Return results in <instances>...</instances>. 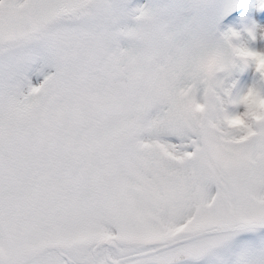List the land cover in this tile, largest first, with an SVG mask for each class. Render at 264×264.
Wrapping results in <instances>:
<instances>
[{"label": "snow or ice", "instance_id": "snow-or-ice-1", "mask_svg": "<svg viewBox=\"0 0 264 264\" xmlns=\"http://www.w3.org/2000/svg\"><path fill=\"white\" fill-rule=\"evenodd\" d=\"M240 7L0 0V264H264V71L239 87L220 27Z\"/></svg>", "mask_w": 264, "mask_h": 264}, {"label": "clouds", "instance_id": "clouds-1", "mask_svg": "<svg viewBox=\"0 0 264 264\" xmlns=\"http://www.w3.org/2000/svg\"><path fill=\"white\" fill-rule=\"evenodd\" d=\"M248 37L245 39L241 30L234 27L231 29V35L227 41L231 48L232 55L235 59L254 68V71H264V49L254 46L257 38L250 30L247 31ZM221 53L213 49L209 51L200 63V68L206 71L210 76H215L217 67L220 63ZM189 111L193 113H203L204 107L196 100L188 104ZM238 123V122H237Z\"/></svg>", "mask_w": 264, "mask_h": 264}, {"label": "rangeland", "instance_id": "rangeland-1", "mask_svg": "<svg viewBox=\"0 0 264 264\" xmlns=\"http://www.w3.org/2000/svg\"><path fill=\"white\" fill-rule=\"evenodd\" d=\"M259 2L260 0H241V7L224 19L220 26L221 30L225 31L229 27H234L241 30L245 39H249L247 32L244 30V26L249 22V19L255 20L261 28H264V10L258 9L257 5ZM246 14L249 19H244ZM254 46L264 49V38H258ZM234 79L238 81L239 87L246 88L258 79V74L254 71V68L249 67L245 70L237 71L234 74Z\"/></svg>", "mask_w": 264, "mask_h": 264}]
</instances>
